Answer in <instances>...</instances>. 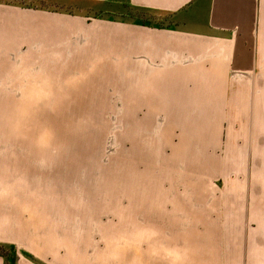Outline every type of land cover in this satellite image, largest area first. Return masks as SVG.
I'll use <instances>...</instances> for the list:
<instances>
[{"label": "crops", "instance_id": "0c3cea01", "mask_svg": "<svg viewBox=\"0 0 264 264\" xmlns=\"http://www.w3.org/2000/svg\"><path fill=\"white\" fill-rule=\"evenodd\" d=\"M88 1L108 4L111 15L122 7L159 13L94 25L108 33L109 63L120 65L110 67L119 75L113 77L123 75L125 94L133 97L136 110L147 112L141 122L162 129L160 138L157 133V183L141 184V206H155L157 215L143 222L155 223L159 234L175 240L173 248L180 247L181 239L189 240L186 245L195 250L190 257L199 256L193 262L212 264L213 241L221 240L216 252L227 264L224 240L241 220L246 243L240 264H264V249L251 250L245 231L253 224L252 191L264 192V0ZM70 25L61 9L0 3V92L13 86L6 73L23 75L17 76L19 81L27 70L29 74L28 65L38 62L36 53L33 60L22 50L39 53L49 45L62 56L64 48L68 52ZM96 37L106 36L98 32ZM27 79L31 81L25 84L35 88V79ZM16 166L11 155L0 156V243H20L42 259L59 255L56 264L68 263L69 244L59 243L62 228L56 226L62 219L45 216L46 206L37 203L33 181L14 174ZM237 176L242 179L233 180ZM219 179L222 193L214 201ZM148 192L157 194L152 203ZM239 192L244 195V215L236 221L234 209H239L233 200ZM184 218L187 231H182ZM63 246L65 252L58 253ZM0 264H5L1 256Z\"/></svg>", "mask_w": 264, "mask_h": 264}, {"label": "rangeland", "instance_id": "374dc122", "mask_svg": "<svg viewBox=\"0 0 264 264\" xmlns=\"http://www.w3.org/2000/svg\"><path fill=\"white\" fill-rule=\"evenodd\" d=\"M13 2L61 9L72 24L68 52L64 48L62 56L49 45L39 48V53L34 48L22 50L24 57L33 60L36 53L38 62L28 65L29 74L27 70L19 81L17 76L23 75L6 73L13 86L0 92V156L11 155L17 164L14 174L31 178L37 203L46 206L45 216L62 219L56 226L62 228L59 243L69 244L65 264H80L81 260L84 264H203L193 262L199 256L190 257L195 250L186 245L189 240L181 239L180 247L173 248L175 240L159 234L155 223L143 222H151V216L157 215L155 206H141L145 203L141 184L157 183V133L160 138L162 129L141 122L147 112L136 110L133 97L125 94L123 75L122 79L113 77L118 74L110 67L120 65L109 63L108 33L94 26L102 21L128 22L126 15L145 19L159 13L122 7L118 15H111L108 4L88 0H0L1 4ZM77 28L78 34L73 30ZM98 32L106 37H96ZM28 75L37 80H32L37 83L35 88L25 84L31 81ZM236 160L242 164L238 157ZM222 187L217 180L214 201L220 199ZM145 194L151 203L156 200L155 192ZM233 201L239 209L233 214L237 221L244 215L243 193H234ZM251 201L253 224L246 225L245 231L250 235L251 250L264 249V192L254 188ZM188 227L184 218L182 231ZM233 228L224 240L229 251L227 264H240L246 243L241 220ZM220 246L221 240L213 241L212 264H224L216 252ZM64 249L58 253L63 254ZM0 256L5 264L24 260L56 264L59 257L42 259L20 243H0Z\"/></svg>", "mask_w": 264, "mask_h": 264}]
</instances>
